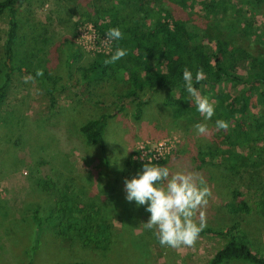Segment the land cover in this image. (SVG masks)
<instances>
[{"label":"rangeland","instance_id":"obj_1","mask_svg":"<svg viewBox=\"0 0 264 264\" xmlns=\"http://www.w3.org/2000/svg\"><path fill=\"white\" fill-rule=\"evenodd\" d=\"M67 1L16 2L20 7L11 61L15 67L0 108V264H206L226 241L223 237L200 235L191 248L161 246L153 231L143 227L150 216L146 205L126 201L125 178L143 171V164L130 160L132 146L139 140H177L163 164H157L173 172L193 171L204 178L212 193L204 209L205 228L218 230L233 222L224 205L227 193L232 189L241 193L244 185L256 183L255 173L243 167L242 159L234 158L235 152H227L211 122L202 120L209 133L198 136L194 124L173 118L161 94L143 97L148 104L142 107L141 118L133 120L129 101L114 103V96L122 92L120 83L103 80L99 70L88 72L89 76L82 74L79 67L92 62L96 54L77 45L80 26L74 30V24L78 16ZM82 1L94 4V0ZM193 6L171 8V12L188 18L195 26L212 28L215 36L228 23L240 27L248 20L253 42L264 48V33L260 32L264 27L263 5L251 8L243 17L227 16L216 23L199 15L200 9ZM6 19L5 13L0 15V70ZM237 66L238 73L246 65ZM37 70L43 75H37ZM26 75L34 80L25 83ZM2 82L0 77V85ZM52 87L57 90L54 104L48 100ZM255 93V88L246 93L250 111L256 106ZM95 101L102 105H95ZM192 101L191 96L185 97L177 106L186 107ZM100 114L109 116L104 122L101 149L87 146L78 132L80 125ZM179 139L185 141L183 151L178 152ZM206 146L215 150L210 155L198 153ZM228 155L235 160L230 162ZM243 198L241 195L238 202ZM253 200H247L249 214L237 213L242 221L241 236L248 245L264 251V218L256 215ZM73 203L83 208L78 212L69 209L72 215L95 220L92 231L75 235L62 228L58 235L57 224L66 222L65 204ZM82 234L94 243L85 244L78 238ZM225 264L250 263L232 260Z\"/></svg>","mask_w":264,"mask_h":264},{"label":"trees","instance_id":"obj_2","mask_svg":"<svg viewBox=\"0 0 264 264\" xmlns=\"http://www.w3.org/2000/svg\"><path fill=\"white\" fill-rule=\"evenodd\" d=\"M16 2L17 0L0 1V15L5 13L7 18L0 70V77L3 78L0 85V108L5 100L15 67H12L11 61H13V45L17 39L16 20L20 7V5L16 6ZM67 2L78 16L74 30L84 23H89L99 36H106L107 30L113 27H120L124 33L122 40L111 41L112 51L107 57L96 54L92 62L79 67V70L86 76H89L93 70H99L103 80L120 83L122 92L114 96V103L129 101L133 105L131 114L133 120L138 121L141 118L142 107L148 103L143 97L161 94L163 105L168 108L174 119H183L191 126L201 123L204 118L198 113L194 101L186 107L177 106V101L190 97L184 86L183 68L187 66L193 74L198 68H203L205 79L198 83L194 81V87L202 95H207L215 101V115L208 121L213 126L217 119L229 123L227 130L216 129L221 143L225 145L229 154L235 152L237 156L234 158L242 159L243 167L247 168L248 172L255 173L257 178L256 183L244 185L241 193L234 189L228 191L224 205L228 208V216L233 218V222L230 220L226 227L218 230L205 228L200 233V235L223 237L226 240L206 264H225L232 260L264 264V251L250 243L248 245V242L243 240L244 236L241 235L244 233L240 227L242 221L237 215V213L249 214L250 207L247 200L251 197L254 198L256 215L264 218V55L262 53L264 48L253 42L254 34H252L251 22L248 20L242 21L240 27L228 23L222 32L214 28L217 31L215 36L212 34V28L195 26L188 18L186 20L184 17H177L171 12V8L178 9L186 4L196 5L200 9L199 15L216 23L227 16L243 17L251 12V8L264 6V0H94V4L82 0ZM260 32L264 33V27ZM118 47L126 49L127 55L115 64L105 65V59H109ZM238 63H244L246 66L237 73ZM102 79L100 83L103 82ZM55 82L56 78L52 84L54 85ZM237 88L239 90H236ZM251 88L256 90V106L250 111L246 93ZM56 91L54 87L49 94L46 91L49 95V103L54 104ZM101 103L94 102L95 105ZM107 118H109L107 114H100L97 119L88 120L79 126L78 132L83 136L87 146L102 148L101 136ZM199 149L198 153L206 155H210L215 150L210 146ZM234 158L228 155L230 162L235 160ZM241 195L244 198L238 202ZM65 206L68 210L64 211L66 222L57 224L58 235L62 228H68L75 232V235L92 231L91 225L95 220L91 222L79 218V214L75 217L69 210L74 208L78 212L83 207L75 203L73 206L69 204ZM35 219L34 216L33 220ZM72 219L74 221H71ZM35 222L38 224L39 221L35 220ZM79 224L83 225L79 226ZM97 229L99 230V227H95L94 230ZM86 236L82 234L78 238L85 244L87 242L93 244L94 242ZM155 240L158 242L156 238ZM99 246L103 249V245Z\"/></svg>","mask_w":264,"mask_h":264},{"label":"clouds","instance_id":"obj_3","mask_svg":"<svg viewBox=\"0 0 264 264\" xmlns=\"http://www.w3.org/2000/svg\"><path fill=\"white\" fill-rule=\"evenodd\" d=\"M109 41H119L124 38L120 27L109 28L106 32ZM127 55V50L118 47L105 65L115 64ZM186 91L193 98L197 111L205 121L215 115V101L207 95H202L196 83L205 79L203 68L193 72L185 66L182 70ZM42 76L43 71L37 70ZM25 83L34 78L26 75ZM217 130H227L229 123L222 119L215 121ZM198 136L207 135V123H196L194 126ZM125 199L135 201L137 206L146 205L145 210L150 213L144 229L152 230L159 244L164 247L181 248L194 247L200 233L206 227V208L212 195L210 187L198 173L189 170L171 171L167 166L152 163L150 160L143 164V171L137 172L131 179L125 178Z\"/></svg>","mask_w":264,"mask_h":264},{"label":"built area","instance_id":"obj_4","mask_svg":"<svg viewBox=\"0 0 264 264\" xmlns=\"http://www.w3.org/2000/svg\"><path fill=\"white\" fill-rule=\"evenodd\" d=\"M76 42L81 49L92 54H108L112 49V42L107 36H99L89 23L80 26ZM176 143L177 140L170 137L156 141L139 140L132 146L130 160L137 164H144L149 160L155 164L160 163L174 150Z\"/></svg>","mask_w":264,"mask_h":264},{"label":"crops","instance_id":"obj_5","mask_svg":"<svg viewBox=\"0 0 264 264\" xmlns=\"http://www.w3.org/2000/svg\"><path fill=\"white\" fill-rule=\"evenodd\" d=\"M143 100H144V99H143ZM145 101H146V100H145ZM147 104H148V103H147ZM147 104H146V105H147ZM144 106H145V105H144ZM159 138H160V137H159ZM184 141H185V139H179V144L177 145V148H176L178 152L180 151V150H178V149H181V151H183L181 147H182ZM81 166H82V165H81ZM83 166H85V165H83Z\"/></svg>","mask_w":264,"mask_h":264}]
</instances>
